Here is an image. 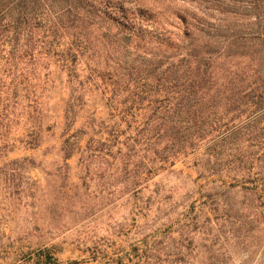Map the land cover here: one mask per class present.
Returning a JSON list of instances; mask_svg holds the SVG:
<instances>
[{
    "label": "rangeland",
    "instance_id": "1",
    "mask_svg": "<svg viewBox=\"0 0 264 264\" xmlns=\"http://www.w3.org/2000/svg\"><path fill=\"white\" fill-rule=\"evenodd\" d=\"M90 3L0 0V264H264V0Z\"/></svg>",
    "mask_w": 264,
    "mask_h": 264
},
{
    "label": "trees",
    "instance_id": "2",
    "mask_svg": "<svg viewBox=\"0 0 264 264\" xmlns=\"http://www.w3.org/2000/svg\"><path fill=\"white\" fill-rule=\"evenodd\" d=\"M44 2L46 1H48V2H50V0H43ZM68 1H71V0H68ZM80 1H82L84 4H87V5H90L91 7H93V5L90 3V0L88 1V3H85V1L84 0H80ZM60 10H62L59 14H63V13H70V11H71V8H70V5L68 4V5H66L65 7H63V8H61ZM59 11V10H58ZM28 15H30V13L28 14ZM4 17H5V13L4 14H2L1 15V19H4ZM27 17H30V16H24L21 20H22V22H20V19H16L15 20V22H19V24L21 23V24H23V27H24V29L25 28H27L28 27V24L27 23H29V22H31V20H33L34 18H32V17H30V18H27ZM1 19H0V23H1ZM29 20V21H28ZM12 21H10L9 19H8V23H11ZM14 22V23H15ZM19 24H14V26H13V34H15V37H14V42H15V45L16 46H13V49L12 50H14L16 47H17V43H18V38H17V36L19 35L18 34V28H19ZM124 25V24H123ZM1 26V25H0ZM0 31H1V33L3 32L1 29H0ZM5 32H6V30H5ZM9 52H11V50L9 51ZM13 52V51H12ZM13 55V54H12ZM167 158H164V160H166ZM46 261L47 262H50V261H55L54 260V258L52 257V256H50V255H46Z\"/></svg>",
    "mask_w": 264,
    "mask_h": 264
},
{
    "label": "water",
    "instance_id": "3",
    "mask_svg": "<svg viewBox=\"0 0 264 264\" xmlns=\"http://www.w3.org/2000/svg\"><path fill=\"white\" fill-rule=\"evenodd\" d=\"M84 1H85V3H88L89 0H84Z\"/></svg>",
    "mask_w": 264,
    "mask_h": 264
}]
</instances>
